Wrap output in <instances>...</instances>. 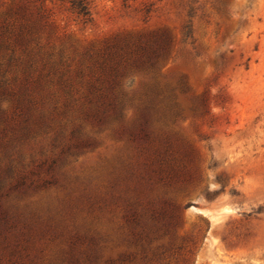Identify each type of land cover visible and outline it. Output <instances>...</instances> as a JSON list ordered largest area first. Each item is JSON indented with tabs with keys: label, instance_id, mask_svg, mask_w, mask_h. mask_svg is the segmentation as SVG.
Here are the masks:
<instances>
[{
	"label": "rangeland",
	"instance_id": "1",
	"mask_svg": "<svg viewBox=\"0 0 264 264\" xmlns=\"http://www.w3.org/2000/svg\"><path fill=\"white\" fill-rule=\"evenodd\" d=\"M14 11L51 58L0 61V264H264V0Z\"/></svg>",
	"mask_w": 264,
	"mask_h": 264
},
{
	"label": "trees",
	"instance_id": "2",
	"mask_svg": "<svg viewBox=\"0 0 264 264\" xmlns=\"http://www.w3.org/2000/svg\"><path fill=\"white\" fill-rule=\"evenodd\" d=\"M85 9L83 7V10ZM10 18L11 20L0 24V61L6 60L11 63L13 60L22 59L28 62L42 59L44 56L50 59L51 53L45 51V47L41 44V37L39 36L40 26L35 23H29L30 18H27L25 14L19 11H14ZM157 39L162 40L163 44L166 42L164 35H160ZM159 49V52L155 54L156 58H160L166 52V46L162 45ZM17 54L19 55L18 59H16ZM132 62L133 64L136 63L135 60ZM125 63H128L127 58L121 57L116 62V65ZM0 65L2 64L0 63ZM117 67H113V70H117Z\"/></svg>",
	"mask_w": 264,
	"mask_h": 264
}]
</instances>
